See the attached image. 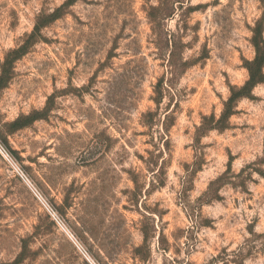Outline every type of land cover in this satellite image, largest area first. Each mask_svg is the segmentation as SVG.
Returning <instances> with one entry per match:
<instances>
[{
  "label": "rangeland",
  "instance_id": "374dc122",
  "mask_svg": "<svg viewBox=\"0 0 264 264\" xmlns=\"http://www.w3.org/2000/svg\"><path fill=\"white\" fill-rule=\"evenodd\" d=\"M0 142V264H264V0H0Z\"/></svg>",
  "mask_w": 264,
  "mask_h": 264
},
{
  "label": "built area",
  "instance_id": "2783aa9c",
  "mask_svg": "<svg viewBox=\"0 0 264 264\" xmlns=\"http://www.w3.org/2000/svg\"><path fill=\"white\" fill-rule=\"evenodd\" d=\"M0 152L4 155V157H5L8 161H10L14 166H16L15 163H14L13 158L10 156V154H9L8 151H7V149L5 148V146H4L1 142H0ZM21 175L24 176L23 173H21ZM35 193H36V195H37L38 197H40V195H39V193H38L37 191H35ZM40 198H41V197H40ZM50 212H52L53 215L56 217V214H55L53 211L50 210ZM56 219H57V217H56ZM57 220H58V222L61 224V220H59V219H57ZM79 247H80V246H79ZM80 249H81V247H80ZM93 264H94V263H93Z\"/></svg>",
  "mask_w": 264,
  "mask_h": 264
},
{
  "label": "trees",
  "instance_id": "16d2710c",
  "mask_svg": "<svg viewBox=\"0 0 264 264\" xmlns=\"http://www.w3.org/2000/svg\"><path fill=\"white\" fill-rule=\"evenodd\" d=\"M167 43H168V44H171V43H172V45H173V41H172V39H167ZM173 52H174V50L171 51V53H173Z\"/></svg>",
  "mask_w": 264,
  "mask_h": 264
}]
</instances>
